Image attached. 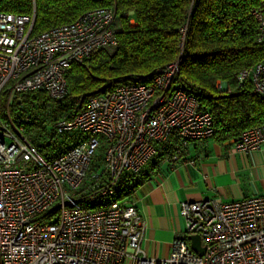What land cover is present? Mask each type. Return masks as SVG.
I'll list each match as a JSON object with an SVG mask.
<instances>
[{"label":"built area","instance_id":"built-area-1","mask_svg":"<svg viewBox=\"0 0 264 264\" xmlns=\"http://www.w3.org/2000/svg\"><path fill=\"white\" fill-rule=\"evenodd\" d=\"M251 15L256 41L264 43V16L260 9ZM128 23L136 25L133 18ZM32 29L33 17L0 11V264H264V194L183 202L184 230L172 238L166 258L145 254L141 215L130 197L114 198L126 176L141 182L144 168L164 149L162 161L172 167L187 160V143L213 137L211 115L175 83L182 56L155 70L150 81L78 98L72 116L54 117L44 136L48 141L52 132L67 147L44 158L24 126L35 119L32 111L13 119V100L37 91L63 100L68 68L99 51L113 52L119 24L112 10L101 8L37 36ZM236 80L238 88L249 85L264 98V61ZM262 145L264 123L232 141L243 154ZM189 236L200 238L202 256Z\"/></svg>","mask_w":264,"mask_h":264},{"label":"trees","instance_id":"trees-1","mask_svg":"<svg viewBox=\"0 0 264 264\" xmlns=\"http://www.w3.org/2000/svg\"><path fill=\"white\" fill-rule=\"evenodd\" d=\"M101 8L118 18L117 48L99 51L83 65H71L63 100H51L40 91L16 97L10 108L13 119L20 111L50 106L71 117L78 98L150 81L155 70L182 56L175 83L195 94L200 107L211 115L215 142L233 141L243 130L264 123V98L253 94L249 85L238 88L236 80L241 70L264 61V43L256 41L257 24L251 15L253 9H260L264 16V0H0L1 12L33 17L31 36ZM128 13L135 26L129 25ZM34 118L24 126L32 130L33 143L44 158L67 147V141L57 143L52 132L45 141L48 127ZM166 154L164 149L158 161ZM140 183L126 176L114 198H129Z\"/></svg>","mask_w":264,"mask_h":264},{"label":"crops","instance_id":"crops-1","mask_svg":"<svg viewBox=\"0 0 264 264\" xmlns=\"http://www.w3.org/2000/svg\"><path fill=\"white\" fill-rule=\"evenodd\" d=\"M184 153L187 160L172 167L162 160L152 161L130 196L145 224L148 257L169 255L172 238L184 230L183 202L232 201L264 194V145L243 154L233 149L232 141L217 143L211 138L187 143Z\"/></svg>","mask_w":264,"mask_h":264},{"label":"rangeland","instance_id":"rangeland-1","mask_svg":"<svg viewBox=\"0 0 264 264\" xmlns=\"http://www.w3.org/2000/svg\"><path fill=\"white\" fill-rule=\"evenodd\" d=\"M137 76V75H136ZM54 107L50 106L48 107L46 110H37V109H33L32 113L35 117H39V119H44L45 124L47 125V127H49V123L50 121L54 118V117H58L60 115H63V112H54ZM55 114V115H54ZM50 128L47 129V131H49Z\"/></svg>","mask_w":264,"mask_h":264},{"label":"water","instance_id":"water-1","mask_svg":"<svg viewBox=\"0 0 264 264\" xmlns=\"http://www.w3.org/2000/svg\"><path fill=\"white\" fill-rule=\"evenodd\" d=\"M223 86L225 87V84ZM188 239L192 250L202 256L205 252V247L201 245L200 238L198 236H189Z\"/></svg>","mask_w":264,"mask_h":264}]
</instances>
